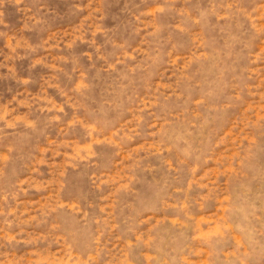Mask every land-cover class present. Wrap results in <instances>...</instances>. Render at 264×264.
I'll return each mask as SVG.
<instances>
[{
    "label": "rangeland",
    "instance_id": "374dc122",
    "mask_svg": "<svg viewBox=\"0 0 264 264\" xmlns=\"http://www.w3.org/2000/svg\"><path fill=\"white\" fill-rule=\"evenodd\" d=\"M0 264H264V0H0Z\"/></svg>",
    "mask_w": 264,
    "mask_h": 264
}]
</instances>
